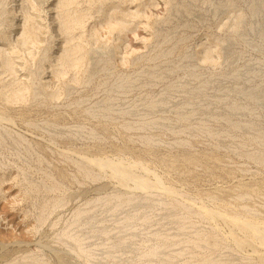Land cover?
<instances>
[{"label":"rangeland","instance_id":"1","mask_svg":"<svg viewBox=\"0 0 264 264\" xmlns=\"http://www.w3.org/2000/svg\"><path fill=\"white\" fill-rule=\"evenodd\" d=\"M67 2L0 0V264H264V0Z\"/></svg>","mask_w":264,"mask_h":264},{"label":"bare ground","instance_id":"2","mask_svg":"<svg viewBox=\"0 0 264 264\" xmlns=\"http://www.w3.org/2000/svg\"><path fill=\"white\" fill-rule=\"evenodd\" d=\"M68 5H73V3H74V0H68ZM137 9V8H136ZM135 12H137V11H135ZM135 12H132V13H134L135 14ZM66 16H67V21H68V23H72L73 22V19H72V17L69 15V9H68V7H67V14H66ZM6 22L8 23V24H10V25H13V18H11L10 16H6ZM67 23V24H68ZM121 28V27H120ZM120 28H118V29H120ZM71 29V28H70ZM68 32V31H67ZM70 32V31H69ZM122 32V31H121ZM27 33V32H26ZM73 34V33H72ZM72 34H70V33H68V38H70L71 37V35ZM70 36V37H69ZM76 38V37H75ZM22 39H23V37H22ZM71 39H73V37L71 38ZM80 47H82L81 45H79ZM2 50V49H1ZM0 50V51H1ZM82 51H81V49L79 48V47H69L68 49H65V51H64V53H63V56H62V58H60L61 60L63 59L64 61H66L68 64H69V62L73 65V66H78V68H79V66L81 65V63H82V57H83V55L81 56V53ZM83 53V52H82ZM84 54V53H83ZM0 56H1V54H0ZM83 62H84V60H83ZM70 65V64H69ZM66 67V66H65ZM81 67V66H80ZM77 68V67H76ZM83 69V68H82ZM63 70V69H62Z\"/></svg>","mask_w":264,"mask_h":264}]
</instances>
